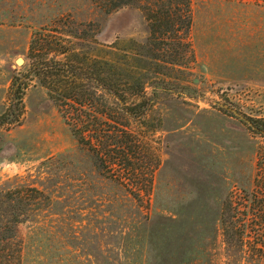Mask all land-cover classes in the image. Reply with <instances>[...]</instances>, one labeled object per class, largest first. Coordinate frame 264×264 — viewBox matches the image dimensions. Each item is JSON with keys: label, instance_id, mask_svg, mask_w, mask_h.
<instances>
[{"label": "rangeland", "instance_id": "374dc122", "mask_svg": "<svg viewBox=\"0 0 264 264\" xmlns=\"http://www.w3.org/2000/svg\"><path fill=\"white\" fill-rule=\"evenodd\" d=\"M105 2L0 0V115L14 78L30 67L35 29L64 16L94 23L102 51L151 68L143 73L147 90L156 91L154 106L136 122L151 161L160 158L150 205L105 175L34 77L21 124L0 126V215L21 219L20 264H264L226 242L221 223L226 199L253 190L264 137L220 106L264 119V2L192 0L195 61L164 75L146 55L150 30L141 10L108 11Z\"/></svg>", "mask_w": 264, "mask_h": 264}, {"label": "trees", "instance_id": "16d2710c", "mask_svg": "<svg viewBox=\"0 0 264 264\" xmlns=\"http://www.w3.org/2000/svg\"><path fill=\"white\" fill-rule=\"evenodd\" d=\"M124 4L137 6L147 21L150 34L145 42L146 55L157 62L156 73L167 74L165 69L176 66L179 70L190 68L195 61L192 0H106L104 7L112 11ZM95 31L94 23L66 16L35 29L28 49L30 67L22 77L14 78L0 126L21 124L26 113L25 91L30 81L38 78L78 142L95 154L105 175L119 181L149 208L160 158L156 155L155 162L151 161L145 133L136 122L146 119L154 106L156 91L147 90L143 73L151 68L142 67L144 71H140L127 53L118 56L110 49L102 51ZM104 46L118 49L114 44ZM163 81V88H168ZM250 120L252 129L264 137V119ZM257 168L253 190L235 191L223 203L221 223L226 242L262 258L264 143L258 149ZM27 189L43 194L35 187ZM15 199L21 210L24 189L17 190ZM19 222L16 213L0 215V264L21 263L22 245L16 234Z\"/></svg>", "mask_w": 264, "mask_h": 264}, {"label": "water", "instance_id": "95a60500", "mask_svg": "<svg viewBox=\"0 0 264 264\" xmlns=\"http://www.w3.org/2000/svg\"><path fill=\"white\" fill-rule=\"evenodd\" d=\"M221 107L233 112L234 114H236L239 118H241L243 121H246L249 125H253L252 121L247 118L245 115H243L242 113H240L238 110H236L235 108L229 107L226 104H220Z\"/></svg>", "mask_w": 264, "mask_h": 264}, {"label": "bare ground", "instance_id": "6f19581e", "mask_svg": "<svg viewBox=\"0 0 264 264\" xmlns=\"http://www.w3.org/2000/svg\"><path fill=\"white\" fill-rule=\"evenodd\" d=\"M18 62L21 63V62H22V58H19V59H18Z\"/></svg>", "mask_w": 264, "mask_h": 264}]
</instances>
